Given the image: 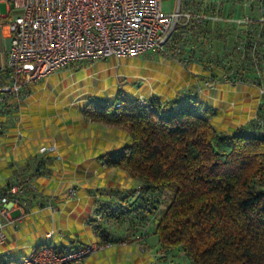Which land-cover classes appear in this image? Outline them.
Instances as JSON below:
<instances>
[{
	"label": "trees",
	"instance_id": "16d2710c",
	"mask_svg": "<svg viewBox=\"0 0 264 264\" xmlns=\"http://www.w3.org/2000/svg\"><path fill=\"white\" fill-rule=\"evenodd\" d=\"M248 20L225 25L222 42L231 45L230 58L217 60L221 77L248 79L258 88L245 124L218 132L212 124L217 110L188 89L170 101L144 96L146 105L138 102L139 94H117L81 109L87 119L124 127L130 135L99 159L106 167L128 169L139 188L104 205L105 216L127 221L136 209L152 213L160 246L180 248L190 264H264V20ZM208 24L183 26L176 42L191 35L202 44ZM109 237L101 233L100 241L113 242ZM19 256L0 264H17Z\"/></svg>",
	"mask_w": 264,
	"mask_h": 264
},
{
	"label": "crops",
	"instance_id": "0c3cea01",
	"mask_svg": "<svg viewBox=\"0 0 264 264\" xmlns=\"http://www.w3.org/2000/svg\"><path fill=\"white\" fill-rule=\"evenodd\" d=\"M177 1L161 0L162 11L171 12ZM181 2L189 3L193 10H200L204 9L207 0H181ZM197 2H199V7L195 6ZM11 7V0H0V81L4 84L9 82L7 54L10 41L7 24L12 16ZM244 12L248 17L264 20V0H252L250 8H246ZM235 14L239 15L240 12L237 11ZM222 25L220 22L210 21L207 28L204 29L205 37L202 44H195L191 35L189 36L190 39L184 45L185 48L182 50L179 60L175 59L177 62L172 61L170 64L171 68L179 69L178 79L172 84L170 96L153 95L170 101L179 91L188 89L195 92L199 100L214 107L217 113L221 114H224L222 109L228 101H241L240 108L243 104L248 106L250 102L257 103L259 91L250 80L234 82L229 78L221 77V73H219L221 66L217 60L228 61L230 56L226 52L231 49L230 44L222 42V34H227L225 30L227 28ZM230 32L232 33V30ZM232 64L234 65L233 62ZM211 71L217 75L209 76L208 73ZM207 78L215 79L218 97H216V93L215 98L209 97V88L203 86V81ZM28 96L29 94L19 105L15 95L0 92V98L4 97V100L0 101V191L14 181H19L26 187L23 196L26 205L12 207L10 210L11 217H20V222L15 227L12 225L4 227L7 240L0 245L1 263H4L10 255L29 254L41 243L58 248L76 247L103 239L101 233L107 232L109 238H113L111 246L86 257L77 264H190L189 259L180 248L164 250L160 246L153 233L154 217L152 213L143 210V208L136 209L130 213L127 221L105 216L102 208L104 205L125 195L132 187L128 186L129 184L135 185V188L140 184L138 179L130 175L128 169L119 168L123 171L126 170L127 184L110 181L106 176L101 177L100 174L95 175L96 172L99 173L100 169L106 167L100 161V155L104 151L121 146L120 142L113 147L103 148L104 150L93 148L94 150L91 151L92 148H90L86 153L79 151L80 147H84L83 145L75 146L68 152L71 157L66 155L65 161L62 157L63 164L55 166L51 160L53 153L33 155L29 140H14L16 129L12 127L14 123H8V118L11 119L15 115V118L19 117L18 115L24 112L27 115L30 114L28 109L31 107L32 101L27 102ZM238 102L235 108H239ZM250 110L251 108L248 107L244 120L241 123L233 124V127L245 124L249 119ZM12 112L14 114L10 116L9 113ZM96 125L98 124L94 126ZM96 128L99 130L98 127ZM51 144H55L59 154V141L56 140L49 145ZM40 160L41 162H39ZM64 164L68 165V168L60 171L59 169H62ZM78 165L79 167H77ZM76 170L83 171V173L76 175ZM92 173L95 178L91 176ZM30 183L36 185L37 191H31L28 188ZM68 185H76L78 194L74 201L66 203L61 198V193ZM52 194L55 197H52ZM134 199L135 195H132L128 201ZM48 233L51 235L47 236Z\"/></svg>",
	"mask_w": 264,
	"mask_h": 264
},
{
	"label": "built area",
	"instance_id": "2783aa9c",
	"mask_svg": "<svg viewBox=\"0 0 264 264\" xmlns=\"http://www.w3.org/2000/svg\"><path fill=\"white\" fill-rule=\"evenodd\" d=\"M12 16L7 27L10 47L7 54L9 82L0 85V92L18 97L20 89L39 81L72 63L95 61L109 55L135 56L150 49L178 55L184 43L176 42L183 26L207 21L233 20L216 13L191 9L189 3L178 0L174 9L165 13L161 0H11ZM199 7V2L195 4ZM235 24H244L239 20ZM182 27V28H181ZM184 36V35H183ZM215 79H205L203 86L215 95ZM181 96H184L181 94ZM18 99V98H17ZM4 97L0 98L3 101ZM138 102L148 100L138 96ZM57 153L55 144L40 146L39 154ZM28 188L37 191L30 183ZM26 187L19 181L10 182L0 191V245L7 236L6 225L16 226L20 217L10 215L12 207L25 206ZM76 185L67 186L61 193L64 202L77 198ZM52 197H55L52 194ZM48 233L47 236H50ZM110 241H94L76 247L57 249L43 245L29 254L21 255L17 264L81 263L86 257L111 246Z\"/></svg>",
	"mask_w": 264,
	"mask_h": 264
},
{
	"label": "rangeland",
	"instance_id": "374dc122",
	"mask_svg": "<svg viewBox=\"0 0 264 264\" xmlns=\"http://www.w3.org/2000/svg\"><path fill=\"white\" fill-rule=\"evenodd\" d=\"M251 2L252 0H207L204 9L201 10L205 13L213 11L219 16L232 18L233 20L219 21L225 27L226 24L235 23L234 19L237 21L246 20L248 15H245L244 10L250 8ZM237 11L240 12L239 15L235 14ZM187 42V39L185 43L183 41L185 45ZM180 57L181 55L172 53L171 47L166 52L150 49L135 56L109 55L95 61L72 63L39 81L28 83L20 89L16 98L20 105V102L24 101L29 94L27 102L32 101L31 107L28 109L30 114L27 115L24 112L15 118L16 115L12 116L13 112L9 113L12 117L8 118V123H14L12 127L16 129L14 140H29L33 155H39L40 146H48L58 140L59 154L62 156L60 155L61 158L57 160L54 155L52 156L51 160L55 166H57L56 164L62 165L63 160H66V155L69 156L68 152L75 146L83 145L84 147H80L79 151L86 153L90 148H92L91 151L107 149L118 142L123 145L130 140L126 128L115 125L107 126L100 122L91 123V120L82 114L81 109L95 100L113 101L117 94L132 96L142 93L146 94V97L153 94L170 96L172 84L177 81L179 75V69L171 68L170 64L172 61L176 63ZM215 93L217 95V89ZM237 102L228 101L222 109L224 114L217 113L213 116L212 124L218 132L233 130V124L241 123L244 120L248 107L251 108L248 118L252 117L255 102H250L248 106L243 104L240 108L241 101H239V108H235ZM31 115L33 117L30 118ZM94 123L99 126H94ZM66 167L68 168V165L64 164L63 168L59 170L67 169ZM125 171L117 167H104L95 175L100 174L101 177L106 176L110 181L127 184L128 175ZM79 173H83V171L76 170V175ZM91 176H94V173ZM128 186H132L131 189L137 193L136 189L139 186L136 188L135 185L129 184Z\"/></svg>",
	"mask_w": 264,
	"mask_h": 264
}]
</instances>
